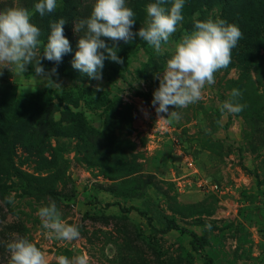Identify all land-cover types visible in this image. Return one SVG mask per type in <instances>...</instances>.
Masks as SVG:
<instances>
[{
	"label": "rangeland",
	"instance_id": "1",
	"mask_svg": "<svg viewBox=\"0 0 264 264\" xmlns=\"http://www.w3.org/2000/svg\"><path fill=\"white\" fill-rule=\"evenodd\" d=\"M37 1L0 0V11L32 10ZM154 2L126 0L133 32ZM57 3L55 11L68 17L64 35L72 49L59 64L43 59L51 23L38 13L32 20L53 83L35 76V61L22 75L0 66V264H9L7 245L19 238L36 244L49 264L60 255L85 256L87 264H264V0H185L184 20L164 55L138 36L121 41L124 63L106 60L102 81L72 67L83 34L74 32L75 21L90 16L95 0ZM210 18L237 25L243 37L203 98L169 112L180 113L173 128L202 174L222 187L216 194L187 184L156 130L152 105L155 75L174 44L196 20ZM233 89L246 107L222 115ZM52 202L64 222L78 227L77 240L46 236L37 211Z\"/></svg>",
	"mask_w": 264,
	"mask_h": 264
},
{
	"label": "clouds",
	"instance_id": "2",
	"mask_svg": "<svg viewBox=\"0 0 264 264\" xmlns=\"http://www.w3.org/2000/svg\"><path fill=\"white\" fill-rule=\"evenodd\" d=\"M167 3L168 0L149 3L144 26L138 32H133L135 13L127 6L126 0H95L90 16L75 21L74 32L83 34L78 41L72 67L86 74L90 80L102 81L106 60L124 63L117 55L116 45L121 41L131 43L137 36L152 47L156 55H164V45L170 43L184 20L182 9L185 0H172L170 9L164 7ZM57 6V0H39L32 10L10 7L0 11V66L22 75L35 61V76L52 82L50 75L42 67L41 53L38 51L41 30L32 20L37 13L41 17L53 13ZM66 23L64 18H60L50 24L43 59L59 64L63 56L72 51L70 42L64 35ZM102 37L112 41L113 46L106 44ZM242 37L243 33L237 25L223 19L196 20L194 30L184 34L174 44L164 71L155 75L159 80V87L153 93L152 105L159 120L163 119L166 123L178 121L180 113L175 110L169 112L170 106L185 109L199 102L203 98L205 87L215 84V74L231 63L232 50ZM55 72L56 69H52V73ZM240 97L242 93L233 89L230 99L220 106L222 115L242 112L246 105L238 102L237 98ZM162 113L168 114V118H164ZM37 216L50 239L73 241L80 237L76 225L61 219V212L55 202L39 208ZM7 249L10 253L9 264H49L46 253L26 238L13 240L7 245ZM55 259L56 264H87L85 256L69 259L60 255Z\"/></svg>",
	"mask_w": 264,
	"mask_h": 264
},
{
	"label": "built area",
	"instance_id": "3",
	"mask_svg": "<svg viewBox=\"0 0 264 264\" xmlns=\"http://www.w3.org/2000/svg\"><path fill=\"white\" fill-rule=\"evenodd\" d=\"M159 118L158 115L155 116L156 130L160 137H163L169 143L174 156L175 165L183 172V177L187 179V184L190 188L196 187L201 191L213 194L221 193L222 187L202 174L198 161L192 155L187 143L173 128L172 122L166 123L163 119L159 120ZM182 180L183 179L176 181L179 190L182 188V183L186 182Z\"/></svg>",
	"mask_w": 264,
	"mask_h": 264
},
{
	"label": "trees",
	"instance_id": "4",
	"mask_svg": "<svg viewBox=\"0 0 264 264\" xmlns=\"http://www.w3.org/2000/svg\"><path fill=\"white\" fill-rule=\"evenodd\" d=\"M37 2H39V1H37ZM80 5L82 6L83 4H81L80 3ZM78 14L77 15H79L80 13L79 12H77ZM45 17H46V21L48 22V23H52V22H56V21H58L60 18H64V19H67L68 17H67V15H66V13H61V12H58V11H54L53 13H50V14H45L44 15ZM67 17V18H66ZM73 18H71V19H69V21H71ZM49 32V31H48ZM65 37L69 40V42H70V38L68 37V36H66L65 35ZM72 44V43H71ZM0 118H1V115H0ZM169 229H175L176 227H175V225L174 224H171L169 227H168Z\"/></svg>",
	"mask_w": 264,
	"mask_h": 264
}]
</instances>
